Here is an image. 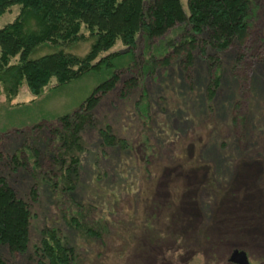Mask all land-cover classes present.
<instances>
[{"label":"rangeland","instance_id":"rangeland-1","mask_svg":"<svg viewBox=\"0 0 264 264\" xmlns=\"http://www.w3.org/2000/svg\"><path fill=\"white\" fill-rule=\"evenodd\" d=\"M181 3L188 12V0ZM18 12L16 6L5 14L0 29ZM258 20L260 29L263 12ZM91 44L64 50L84 57ZM261 46L259 41L241 64L236 48L203 51L200 43L191 63L170 48L169 61L154 72L119 71L115 89L93 111V126L80 134L81 151L72 153L79 158L76 189L70 193L76 204L62 193L63 184L53 194L43 181L33 201L34 181L12 171L7 159L26 143L39 151L48 172L58 147L49 127L59 128L58 119L73 114L104 77L91 75L57 89L53 81L36 97L24 84L10 102L0 89V153L5 157L0 177L8 179L33 214L28 253L11 255L0 246V255L10 264H38L35 247L43 232L57 230L61 243L73 251L74 264H233L235 250L245 252L249 264H264ZM124 51L118 42L98 60ZM215 73L221 82L211 101ZM129 83L135 84L131 92ZM143 90L150 103L144 119L136 109ZM108 127L126 147L103 144L100 132ZM64 214L79 217L96 236L68 227Z\"/></svg>","mask_w":264,"mask_h":264},{"label":"trees","instance_id":"trees-1","mask_svg":"<svg viewBox=\"0 0 264 264\" xmlns=\"http://www.w3.org/2000/svg\"><path fill=\"white\" fill-rule=\"evenodd\" d=\"M16 6L17 17L0 29V89L7 101L17 97L24 84L36 97L53 81L57 89L91 75L105 79L73 114L58 119L59 128L49 127L57 140L58 152L50 155L48 172L41 167L39 151L26 143L7 159L12 171H22L34 181L30 193L33 201L38 198V182L43 181L53 194L63 184L62 193L76 204L70 193L76 189L73 180L79 176V158L72 153L81 151L80 134L93 126V111L115 89L119 71L154 72L169 61L170 48L178 56L186 55L191 63L192 53L200 43L203 51L236 48L238 64L255 53L253 49L259 41L264 51V24L257 28L258 16L264 13V0H188V12L181 0H0V20ZM254 32L261 36L260 40ZM170 33H178L176 39H171ZM84 41L92 42L84 57L64 50ZM118 42L126 51L98 60ZM145 79L143 76L141 80ZM220 82V73H215L209 90L211 101ZM134 86L129 83L128 92ZM149 108L147 92L143 90L142 99L136 104L142 119L149 117ZM107 129L100 132L105 146L126 147L125 141L117 139L110 127ZM4 160L0 153V162ZM65 218L68 227L88 230L87 234L96 236V231L80 223L79 217ZM32 219L29 204L6 177H0V246L11 255H26ZM58 234L57 230L43 232L40 247H35L38 264H74L73 251L61 243ZM0 264L10 263L0 255Z\"/></svg>","mask_w":264,"mask_h":264},{"label":"water","instance_id":"water-1","mask_svg":"<svg viewBox=\"0 0 264 264\" xmlns=\"http://www.w3.org/2000/svg\"><path fill=\"white\" fill-rule=\"evenodd\" d=\"M230 262L233 264H249L247 254L245 252H240L235 250L230 258Z\"/></svg>","mask_w":264,"mask_h":264}]
</instances>
